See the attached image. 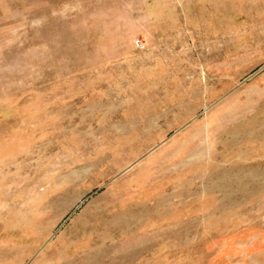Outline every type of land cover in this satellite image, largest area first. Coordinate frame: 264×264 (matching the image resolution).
Masks as SVG:
<instances>
[{"label":"rangeland","instance_id":"rangeland-1","mask_svg":"<svg viewBox=\"0 0 264 264\" xmlns=\"http://www.w3.org/2000/svg\"><path fill=\"white\" fill-rule=\"evenodd\" d=\"M0 264H264V0H0Z\"/></svg>","mask_w":264,"mask_h":264}]
</instances>
